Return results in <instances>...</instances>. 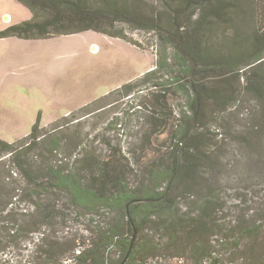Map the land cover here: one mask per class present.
Listing matches in <instances>:
<instances>
[{"label":"trees","instance_id":"obj_1","mask_svg":"<svg viewBox=\"0 0 264 264\" xmlns=\"http://www.w3.org/2000/svg\"><path fill=\"white\" fill-rule=\"evenodd\" d=\"M19 1L31 9L32 17L0 31V37L47 38L96 31L138 45L129 38L126 26L155 31L160 47L154 67L103 98L130 96L150 83L152 88L146 95L152 104L151 117L160 124L164 121L165 127L173 117L172 110L166 116L163 113L168 105L169 87L182 91L188 107L179 113L181 124L173 133L175 144L155 147L152 137L162 132H150L148 147H143L142 152L146 156L151 150L157 157L144 169H135L134 163H143L140 156L131 155L130 150L125 154L117 146L109 147L106 154L82 146L79 155L84 147L86 151L72 162L57 158L63 146V139L54 133L60 129L59 122L51 130L35 126L30 135L14 143L0 142V264H60L71 258L75 250L78 252L73 257L84 264H99L98 258L104 260L111 245L122 251L123 259L118 264L128 254L125 264H137L144 255H155L154 241L135 239L136 232L150 224L169 239H186L194 264H212L217 259L212 237L222 227L218 228L217 220L211 216L214 191L193 199L204 157L200 128L211 105H215V111L226 109L236 97L238 92L231 88L234 80L241 85L244 78L246 91L260 95L263 78L255 70L264 61V0H159L160 6L152 8L146 0ZM258 7L262 25H257L258 19L252 16ZM244 12L249 19L252 17L251 30L242 28ZM219 29H232L233 36L214 42L213 36ZM37 145L55 156L54 160L35 168L18 161L23 179L13 176L1 158L8 154L15 157ZM23 197L34 207V228L27 220L28 209L18 205ZM72 208L84 215L115 212L133 230V238L122 240L123 225L119 223L99 230L96 240L80 244V248H62L51 233L45 236L44 244L36 249L31 260L22 263L14 258L21 255L17 253L24 250L31 232L39 231L43 225L52 229L56 223L65 222L66 211ZM259 227L241 229L245 237H254L253 231ZM262 249L257 255L252 254L255 250H248L250 257L260 264H264Z\"/></svg>","mask_w":264,"mask_h":264},{"label":"rangeland","instance_id":"obj_2","mask_svg":"<svg viewBox=\"0 0 264 264\" xmlns=\"http://www.w3.org/2000/svg\"><path fill=\"white\" fill-rule=\"evenodd\" d=\"M146 1L148 7L160 6L159 0ZM260 12L258 7L252 13L258 19L257 25L263 24L259 21ZM31 17V9L19 0H0V31ZM241 17H246L245 23L241 22L242 28L251 30L252 17L249 19L245 12ZM126 28L129 38L140 46L96 31L47 38L0 37V142L14 143L30 135L35 126L51 130L59 122L60 129L54 133L63 139V146L57 158L72 162L86 151L84 147L79 155L82 146L92 147L101 154L117 146L125 154L130 150L131 155L141 157L143 163L140 166L134 163L135 169H144L145 165L149 168L151 160L157 157L151 150L146 156L142 152L143 147H148L150 132H162L152 137L155 147L175 144L173 133L181 124L179 113L187 110L188 100L182 91L168 88V105L163 113L166 116L172 110L173 117L165 127L164 121L160 124L151 117L152 104L146 95L152 88L150 83L130 96L103 98L140 78L154 67L157 59L160 42L156 32ZM233 33L232 29H219L213 41H226ZM256 67V75L263 78L260 95L246 91L244 78L241 85L233 79L231 88L238 92L236 97L226 109L215 111V105H211L200 128L204 157L193 199H201L198 197L210 190L216 193L210 210L222 229L212 237L217 257L212 264H260L250 257L248 250H255L252 254L257 255L264 247V61ZM54 158L37 145L15 157L8 154L1 159L13 176L23 179L18 161L35 168L51 163ZM18 205L28 209L27 220L34 228L32 222L37 220L34 207L25 197ZM66 214L65 222L56 223L52 229L43 225L39 231L31 232L24 250L17 253L21 255L14 258L22 263L31 260L36 249L44 244L45 236L51 233L62 248L74 245L80 248V244L84 246L96 240L99 230L119 223L123 225L122 240L133 238V230L115 212L84 215L72 208ZM246 226H260V229L253 231L254 237H245L241 227ZM135 239L155 243L152 245L155 255L146 254L137 264H194L186 245L189 243L182 236L169 239L150 224L136 232ZM77 252L73 251L71 258L63 259L60 264H84L73 257ZM122 259L117 245L106 249L104 260L98 258L99 264H118Z\"/></svg>","mask_w":264,"mask_h":264},{"label":"water","instance_id":"obj_3","mask_svg":"<svg viewBox=\"0 0 264 264\" xmlns=\"http://www.w3.org/2000/svg\"><path fill=\"white\" fill-rule=\"evenodd\" d=\"M131 249H132V247H131ZM130 251H131V250H130ZM129 253H130V252H129ZM128 256H129V254H128ZM128 256L124 259V261H123L121 264H125V262L127 261Z\"/></svg>","mask_w":264,"mask_h":264}]
</instances>
